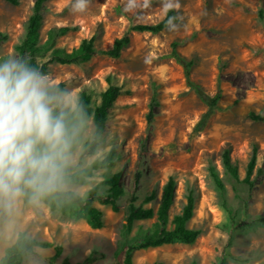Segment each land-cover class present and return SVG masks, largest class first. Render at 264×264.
<instances>
[{"label": "rangeland", "instance_id": "rangeland-1", "mask_svg": "<svg viewBox=\"0 0 264 264\" xmlns=\"http://www.w3.org/2000/svg\"><path fill=\"white\" fill-rule=\"evenodd\" d=\"M35 0H18L16 6L0 0V61L18 58L15 46L24 35ZM75 0H45L40 43L51 28L65 27L55 47L70 51L82 40H93L95 50L111 47L127 34L130 44L120 57L98 53L77 65H47L53 86L61 83L75 102L82 93L92 107L99 104L109 84L121 87L109 110L105 131L93 154H88L93 125L85 121L72 150L76 171L110 156L111 166L92 171L86 184L66 182L84 198L95 188L108 194L104 180L119 173L118 211L93 202L101 228H93L82 208L60 203L51 209L46 198L34 201L28 194L10 206L0 203V258L18 233L61 246L69 263L123 264L125 249L153 230L155 217L134 221L125 228L130 206L156 209L169 177L175 182L168 210L167 229L190 194L194 209L186 228L199 231L192 244L173 243L138 250L131 264H264V0H90L83 12L72 10ZM179 7H176V4ZM175 20L157 34L135 32L136 25H154L168 11ZM187 62L188 77L170 55L172 44ZM49 54L36 58L37 64ZM191 84L207 97L219 95L203 126L207 104ZM152 102H155L152 106ZM151 112V123L147 115ZM228 151L238 180L226 171L222 157ZM255 154V167L243 182ZM213 175L222 183L220 190ZM263 219V221H261ZM53 250L36 249L21 264H48Z\"/></svg>", "mask_w": 264, "mask_h": 264}, {"label": "trees", "instance_id": "trees-1", "mask_svg": "<svg viewBox=\"0 0 264 264\" xmlns=\"http://www.w3.org/2000/svg\"><path fill=\"white\" fill-rule=\"evenodd\" d=\"M10 5L16 6L18 0H3ZM45 0H35L32 7L31 15L29 16L25 25V31L20 42L15 46L17 57H26L29 64L35 67L38 71L46 74L47 65L51 63H57L60 65H77L87 62L96 53L111 58L117 59L120 57L121 52L130 44V37L127 34L116 38L111 47L105 50L96 51L93 46V40H82L80 44L71 49L65 51L55 47L56 39L65 34L67 28H51L48 31L46 40L40 43V29L42 26V10L43 3ZM174 21V13L170 10L163 20L154 25H136L131 28V31L135 32H149L151 34H157L166 28L169 21ZM5 37L0 35V43L4 41ZM49 54V58L46 62L37 64L36 58L44 57ZM177 63L181 64L184 69V74L188 77L189 67L191 62L185 61L180 54L176 51V43L172 44V51L170 55ZM195 92L198 94L201 100H203L207 106V112L201 117L199 126H203L212 110L216 107L219 100V95H215L212 98L207 97L197 86L191 84ZM54 89L63 92V84L59 83L54 86ZM122 94L120 86L115 84H109L108 87L101 93L99 104L92 107L90 105V96L82 93L73 109L67 110V120L70 128L73 130L72 135V149L75 147L77 137L79 135L81 125L91 120L93 125L92 141L89 145L88 154H93L98 146V142L105 131L106 122L109 116V110L112 108L117 97ZM155 102H152V106ZM147 122L151 123L153 114L151 112L147 115ZM250 118L254 121L264 122V115L258 116L250 114ZM223 165L229 175L238 180L237 168L231 163L228 151L224 152L222 157ZM111 166L110 156L105 157L101 161H93L85 169L76 171L73 167H69L67 171L66 182L86 184L88 178L92 176V171L102 168H108ZM255 167V154L253 153L249 160L245 178L243 182L252 186L249 178ZM120 174H114L111 178L104 180L103 185L108 186V194L101 195L97 193L95 188L90 189L84 198L80 197L74 192L64 191L60 194L46 197L47 204L51 209H55L58 204L66 203L71 207L82 208L84 214L88 217L91 226L93 228H101L102 223L100 221L101 213L91 207L93 202H97L102 206H110L113 212L118 211L117 199L121 195L119 187ZM216 186L222 190L223 185L213 175ZM175 190V182L169 177L162 187L160 196V202L154 212L152 209H143L141 207L130 206L129 214L125 218V228L129 231L134 221L149 220L155 217L156 222L153 225V230L147 233L143 239L139 242H135L129 245L125 249L123 264H131V257L135 251L158 248L164 245H170L173 243L192 244L199 235V231L186 228L187 222L193 215L194 203L193 198L189 194L186 198V203L182 208L179 215H175L171 220V228L167 229L168 223V210L173 202V194ZM28 201V194L22 196V202L25 204ZM263 221V219H261ZM52 249L53 255L48 258V264H54L55 261L60 258L62 254L61 246H54L50 242L37 241L28 238L24 233L20 232L17 234L14 242L4 250L3 256L0 258V264H21L24 257L33 255L36 249ZM92 262L91 258L85 259L81 263L76 264H89ZM61 264H71L66 258L61 260ZM161 264V263H156Z\"/></svg>", "mask_w": 264, "mask_h": 264}, {"label": "clouds", "instance_id": "clouds-1", "mask_svg": "<svg viewBox=\"0 0 264 264\" xmlns=\"http://www.w3.org/2000/svg\"><path fill=\"white\" fill-rule=\"evenodd\" d=\"M89 3L75 0L72 10L83 12ZM72 103L26 57L0 61V203L10 206L26 193L38 201L67 190Z\"/></svg>", "mask_w": 264, "mask_h": 264}]
</instances>
